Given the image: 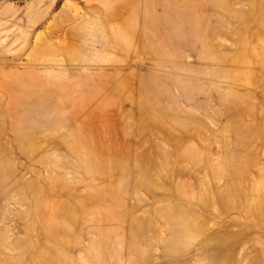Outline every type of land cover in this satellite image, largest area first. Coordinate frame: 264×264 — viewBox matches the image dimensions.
<instances>
[{
  "label": "rangeland",
  "instance_id": "obj_1",
  "mask_svg": "<svg viewBox=\"0 0 264 264\" xmlns=\"http://www.w3.org/2000/svg\"><path fill=\"white\" fill-rule=\"evenodd\" d=\"M0 264H264V0H0Z\"/></svg>",
  "mask_w": 264,
  "mask_h": 264
}]
</instances>
